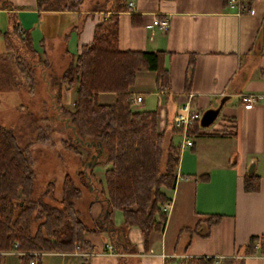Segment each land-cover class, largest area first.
I'll return each mask as SVG.
<instances>
[{
    "label": "crops",
    "instance_id": "0c3cea01",
    "mask_svg": "<svg viewBox=\"0 0 264 264\" xmlns=\"http://www.w3.org/2000/svg\"><path fill=\"white\" fill-rule=\"evenodd\" d=\"M84 1L77 10L40 11L35 0H6L11 7L0 8V13L13 15L19 30L28 34L39 65L46 60L50 69L48 50L53 40L72 60L91 41L94 26L122 3L125 10L117 13L118 49L162 52L168 72L165 89L157 85L154 71L135 73L128 93L141 101L133 109L154 111L158 129L168 132L177 111L199 116L221 103L210 126L228 119L233 131L229 135L181 130L167 134L178 146L176 180L173 189L161 188L168 199L161 207L163 228L152 230L145 241L135 226H122L120 210L111 209L113 240L105 232H88L83 239L92 250L34 253L33 263L181 264L186 258L211 257L213 264L215 260L218 264H264V255L242 250L251 238L257 248L264 234V0H240L246 6L244 13H237L230 0H89L91 6L81 8ZM163 19L165 28L158 24ZM242 95L255 97L249 109L239 102ZM112 99L113 94H98L100 102ZM186 139L190 146L185 145ZM88 155L81 169L90 170L82 179L90 200L88 222H83L92 229L105 201L87 185L102 184L109 164H98L99 152L87 151ZM250 172L257 176L258 187L245 192L243 177ZM57 202L52 203L57 206ZM213 215L219 220L206 238L189 231L199 219ZM116 242L125 247H116ZM22 253L0 252V264H21Z\"/></svg>",
    "mask_w": 264,
    "mask_h": 264
},
{
    "label": "trees",
    "instance_id": "16d2710c",
    "mask_svg": "<svg viewBox=\"0 0 264 264\" xmlns=\"http://www.w3.org/2000/svg\"><path fill=\"white\" fill-rule=\"evenodd\" d=\"M81 1L35 0V5L40 11H66L77 10ZM1 2L0 8L10 9L6 0ZM123 10L125 6L117 3L106 18L94 26L91 41L80 47L59 75L48 69L45 81L46 88L54 90L49 97L56 105L54 112L63 118L64 121L59 122L70 131L68 140L62 141L63 147L77 155V146L99 152L102 162L109 164L103 172L102 184L87 185L102 195L103 208L106 206L94 220L92 229L75 209L74 199L79 196V189L68 177L63 179L57 206L52 203L55 199L51 183H47L37 197L32 196L34 172L29 146H19L13 132L0 126V252H23L19 256L21 264L33 262L34 253L92 250L83 239L88 232H105L113 240L111 209L120 210L122 226H135L144 241L152 230L163 228L165 213L161 207L168 199L161 188H174L178 160V146L172 144L170 135L180 130L173 125L168 132L159 130L154 111L132 108L128 88L135 73L141 69L154 71L161 89L168 84V72L163 66L162 52L118 49L117 13ZM8 18L7 28L0 31L4 46L0 59L6 64V68L0 70V84L15 88L23 82L26 91L32 93L36 66L33 58L36 59L37 52L26 31L19 30L13 15ZM40 65L44 70L46 60H41ZM191 68L190 63L186 86ZM70 90L74 94L72 109L66 110L61 100ZM101 93L113 94V99L100 102L98 94ZM217 114L213 109L200 112L199 118L186 128V134L207 127ZM36 140L41 142L44 138L37 135ZM88 172L81 170L78 177L82 180L89 176ZM257 182V176L250 172L243 177V190H257ZM218 220L217 215L199 219L189 231L206 238L209 228ZM254 240L251 238L242 248L243 253L264 255V234L260 236L257 248L253 247ZM117 244L125 247L124 243H114L116 247ZM181 264H213V259L192 257L183 259Z\"/></svg>",
    "mask_w": 264,
    "mask_h": 264
},
{
    "label": "rangeland",
    "instance_id": "374dc122",
    "mask_svg": "<svg viewBox=\"0 0 264 264\" xmlns=\"http://www.w3.org/2000/svg\"><path fill=\"white\" fill-rule=\"evenodd\" d=\"M89 4L90 1L85 0L81 8L91 6ZM8 20L7 14L0 13L1 32L7 28ZM49 47H51L48 50L50 72L59 75L67 66L69 57L63 53L62 45L59 42L53 40ZM2 52L4 53V46L0 40V53ZM37 60L39 62V59L33 58L36 66L32 93L26 91L27 88L23 82H20L15 88L0 84V126L13 132L19 146H29L34 172L32 196L37 197L47 183H51L54 199L59 200L63 179L68 177L72 184L79 189L78 197L80 198L74 199L76 201L75 209L80 212L81 220L87 223V205L90 200L87 188L76 171H81L90 155L87 156V150L84 147L77 146L78 155L63 147L62 141L68 140L70 131L64 124L62 125L63 118L54 112L56 105L53 103L54 100L49 98L54 90L45 89L48 69L43 70ZM2 63L3 60L0 59V70L6 68V64ZM73 98V90L63 94L61 101L66 110L72 109ZM37 135L43 137L44 140L37 141ZM96 161L99 162L98 164H102L103 157H98ZM96 188L98 189V187ZM92 192L97 195L96 198H102L99 192L95 193L93 189Z\"/></svg>",
    "mask_w": 264,
    "mask_h": 264
},
{
    "label": "built area",
    "instance_id": "2783aa9c",
    "mask_svg": "<svg viewBox=\"0 0 264 264\" xmlns=\"http://www.w3.org/2000/svg\"><path fill=\"white\" fill-rule=\"evenodd\" d=\"M229 3L231 6H236V12L237 13H244L246 11L245 4L240 0H230ZM127 6H130V3L127 4ZM158 24L161 28L166 27V20H160L158 21ZM165 89V88H163ZM141 101V98L139 96H136L134 98H131V104L137 105ZM255 101V97L251 95H242L240 96L239 102L242 104V106L246 109H249L252 104ZM199 116L196 113H189L187 115H182L179 113V111L176 112L175 117L173 119V126L181 131H185L186 128L192 123V121L198 119ZM232 122L228 119H221L218 121V123L213 124L212 126L208 125L207 127H201L197 129L198 133H206L211 135H229L232 133ZM185 145L190 146L191 142L189 139H186ZM17 247V245H14ZM77 248L78 246L75 245ZM110 249V247H108ZM29 264H34L33 262H29ZM214 264H218V260L214 261Z\"/></svg>",
    "mask_w": 264,
    "mask_h": 264
},
{
    "label": "water",
    "instance_id": "95a60500",
    "mask_svg": "<svg viewBox=\"0 0 264 264\" xmlns=\"http://www.w3.org/2000/svg\"><path fill=\"white\" fill-rule=\"evenodd\" d=\"M221 106V103H220V105L218 106V107H220ZM215 108V109H213V113H215V114H217L218 113V110H219V108Z\"/></svg>",
    "mask_w": 264,
    "mask_h": 264
}]
</instances>
